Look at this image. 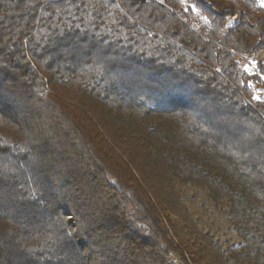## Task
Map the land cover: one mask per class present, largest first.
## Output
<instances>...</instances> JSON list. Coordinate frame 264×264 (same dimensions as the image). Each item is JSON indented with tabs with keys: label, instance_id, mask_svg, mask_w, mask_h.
<instances>
[{
	"label": "trees",
	"instance_id": "1",
	"mask_svg": "<svg viewBox=\"0 0 264 264\" xmlns=\"http://www.w3.org/2000/svg\"><path fill=\"white\" fill-rule=\"evenodd\" d=\"M262 2L0 0V264H264Z\"/></svg>",
	"mask_w": 264,
	"mask_h": 264
},
{
	"label": "rangeland",
	"instance_id": "2",
	"mask_svg": "<svg viewBox=\"0 0 264 264\" xmlns=\"http://www.w3.org/2000/svg\"><path fill=\"white\" fill-rule=\"evenodd\" d=\"M216 236H219L220 239H224V238H228V239H234V234L233 232L231 231H226L225 228H222V229H219L218 232H216Z\"/></svg>",
	"mask_w": 264,
	"mask_h": 264
},
{
	"label": "snow or ice",
	"instance_id": "3",
	"mask_svg": "<svg viewBox=\"0 0 264 264\" xmlns=\"http://www.w3.org/2000/svg\"><path fill=\"white\" fill-rule=\"evenodd\" d=\"M161 2H163V0H161ZM261 6L264 7V2H262ZM235 19H236V17H233L232 20H229L228 21V25H231L233 23V21H235ZM244 71L247 72L248 69L245 68ZM262 78H264V77H262ZM253 99H259V98L258 97H253ZM5 172H6V170L5 171H0V179L5 178Z\"/></svg>",
	"mask_w": 264,
	"mask_h": 264
}]
</instances>
